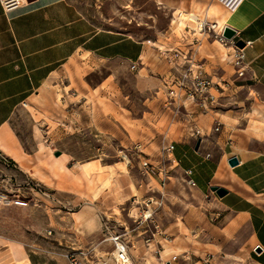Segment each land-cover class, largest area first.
Returning a JSON list of instances; mask_svg holds the SVG:
<instances>
[{"label":"rangeland","instance_id":"rangeland-1","mask_svg":"<svg viewBox=\"0 0 264 264\" xmlns=\"http://www.w3.org/2000/svg\"><path fill=\"white\" fill-rule=\"evenodd\" d=\"M68 1L95 27L131 35L151 46L162 61V66L156 70L157 86L144 77V72L140 76L136 72L137 67L131 69V65L128 67L115 61L95 67L82 56L71 61L46 87L25 102L12 119V128L26 150L30 151L41 143L40 147L43 146L52 159L59 156L69 159L68 167L76 164V170L81 169V163L84 165L95 160L100 163H96L97 167L114 166L118 173L130 180L132 198H137L140 206L129 205L122 216L119 209L114 208L110 212L113 216L109 218L103 216L96 206L99 228L89 235L90 244L83 245L74 234L84 237L86 233L82 227L70 224L69 213L74 210L65 209L59 194L37 182L31 174L13 167L8 159L0 155V264H18L13 253L23 264H70L68 252H75L83 264H114L110 257L114 245L107 239L109 233L104 231V224L111 227L110 234L126 231L124 238L132 264H167L164 261L170 259L166 256L168 253L178 255L170 262L210 264L211 255L207 246L198 253L189 251L191 245L199 248L204 242L202 238L192 236L187 223L199 218V212L205 213L206 198L193 191L179 169L174 171L170 167L167 171L163 170L166 177L160 176L159 165L168 160L167 153L161 157V150L158 151L156 144H152L153 140L147 141L146 137L153 138L155 133H163L166 124L165 118H161L162 113L169 115L171 121L176 120L163 107L166 92L163 87L182 83L187 66L183 63L189 59L199 63L200 58L216 66L215 70L206 67L205 74L215 83L213 87H221L217 105L210 110L218 113L216 117L221 118L220 121L230 122L237 131L246 128L248 119L242 114L247 111L235 102L241 93L233 92L231 97L226 96L228 100L224 102L229 103L227 106L223 102L225 96L221 95L244 84L247 76L246 68L236 64L233 57L235 48H238L235 40L221 35L223 44L230 47L227 58L223 57L220 47L214 43L219 38L215 37L217 30L211 25L217 20L213 15L206 17L211 23L204 26L205 34L197 33V15L202 20L206 11L214 8L209 7L213 0ZM214 1L223 5L221 0ZM181 11L186 19L179 14ZM179 19L182 25L178 24ZM70 101L82 104V110L76 111V119L86 124L68 127ZM226 110H231L234 119L228 118L229 114L220 116ZM144 162L152 165L148 171L142 167ZM96 169L88 172L89 177H94L100 185L111 187L115 179L113 169ZM149 198L152 201L147 203ZM16 202L25 204L18 205ZM147 206L153 207L154 219L157 220L155 224L159 228L154 237L151 235V231L155 232L153 224L149 223L147 227L137 225L131 213L133 210L139 215ZM165 227H168L167 230ZM145 230L148 231L143 232ZM147 239L151 240L147 242ZM166 241L169 243L164 246L161 261L159 243ZM149 242L153 243V248L147 245ZM107 257L109 259L105 263Z\"/></svg>","mask_w":264,"mask_h":264},{"label":"crops","instance_id":"crops-1","mask_svg":"<svg viewBox=\"0 0 264 264\" xmlns=\"http://www.w3.org/2000/svg\"><path fill=\"white\" fill-rule=\"evenodd\" d=\"M209 7L216 10L217 20H222L228 11L236 12L240 20V26L229 28L235 31V43H244V47L238 49L247 76L244 84L228 92L229 95L227 91L221 95L225 96L224 102L228 100L226 96L231 97L230 93H241L235 102L247 111L242 114L248 119L246 128L237 131L230 122L220 121L221 118L216 117L218 113L211 110L202 118L196 116L189 121L174 122L162 113L165 130L146 139L153 140L158 151L172 144L173 150L166 155L168 163L160 164L159 169L167 171L172 167L182 173L190 171L193 191L206 198L205 213L199 212V218L187 222L192 236L202 238L204 243L199 248L191 245L189 251L198 253L207 246L210 264H264V0H240L231 10L213 0ZM204 34L202 32V36ZM220 49L222 56L227 58L229 49ZM153 50L131 35L95 27L68 0H23L22 5L12 11H5L0 3V155L13 167L31 174L37 182L59 194L65 209L74 210L69 213L70 224L82 227L86 233L84 237L74 234L83 245L90 244L89 235L99 228L97 208L109 218L114 208L120 211L130 202L133 196L130 180L119 174L114 166L97 167L98 160L84 163L88 166L87 172L74 169L76 164L68 167L69 159L61 156L52 159L44 147H40L41 143L26 150L12 128V119L33 94L46 87L71 61L82 56L95 67L113 61L128 67L134 63L136 72L140 76L144 72V77L157 86L156 70L162 66V61ZM198 62L204 72L206 67L216 69L201 58ZM228 104L224 102L225 106ZM82 108V104L70 101L68 127L86 124L76 119V111ZM227 114L234 119L231 110L220 116ZM215 121L221 123L216 132L212 129ZM194 127L201 130V137H190ZM198 139L200 144L195 150ZM233 157L238 164L231 167L228 160ZM93 168H112L115 172L112 186L106 187L94 177L91 179L88 172ZM211 187L223 188L227 193L218 197ZM119 201L118 206L106 208ZM122 214L120 212V216ZM182 247L178 248L182 250ZM166 256L171 261L178 255L168 253Z\"/></svg>","mask_w":264,"mask_h":264},{"label":"built area","instance_id":"built-area-1","mask_svg":"<svg viewBox=\"0 0 264 264\" xmlns=\"http://www.w3.org/2000/svg\"><path fill=\"white\" fill-rule=\"evenodd\" d=\"M240 1V0H239ZM23 0H0V3L2 4L5 11H12L22 5ZM207 23H204V26H206ZM212 28H215V24H212ZM216 38H219V40L223 43V37H221V33L214 34ZM236 51H234L233 57L236 58V64H241L242 68H245V66L242 63V53L239 51L238 48H235ZM183 64H187L186 66V72L184 74V80L183 82H179L177 85H174L173 87H163L166 92L165 98H164V105L163 107L170 111L174 117H176V120L179 121H189L192 118L196 116H200L205 112L210 111L211 108H215V104L217 103V98L219 89L221 87H213L215 83L207 77L205 72L200 68L199 64L195 62L194 59H189ZM181 67V65H179ZM136 65L134 63L131 64V69H135ZM240 72V71H239ZM238 72V73H239ZM187 81L189 85H186ZM168 85V81L166 83V86ZM201 114H200V112ZM221 126V123L218 121L214 122L213 131H218L219 127ZM202 136V132L197 127L192 128L190 137L193 139H196L198 137ZM173 150V145L168 144L167 146L163 147L160 152V156L164 157L165 153H169ZM152 165L148 163H143L142 167L148 171L149 168ZM160 176L166 177V174L163 170H159ZM191 174L190 171H186L184 173L186 177V181L189 185H194L193 180L189 177ZM152 201V198L148 199L147 203H150ZM25 204V203H23ZM132 216L134 217V222L137 225H145L146 227L149 226V223L153 224V227L155 229V232L151 231V235L154 237V234L158 233V226L156 220L154 219V211L153 207H146L139 215L134 214L133 210L131 211ZM136 227V226H135ZM137 228V227H136ZM111 227L108 228L106 224H104V231L106 233H109V239L113 245L114 249L111 252L110 256L113 260L114 264H121L122 262H125V258L122 257L123 253H127L128 256V246L127 241L124 238L126 235V231H124L123 234H117L112 233L109 231ZM148 230H145L143 232H147ZM151 239H147L146 241H150ZM120 252L118 259L113 257V252ZM125 250V251H124ZM67 258L70 261V264H83V261H80V258H78L77 254L75 252H68ZM177 259V258H176ZM172 259V261L176 260ZM121 262V263H120ZM170 262H168L169 264Z\"/></svg>","mask_w":264,"mask_h":264},{"label":"bare ground","instance_id":"bare-ground-1","mask_svg":"<svg viewBox=\"0 0 264 264\" xmlns=\"http://www.w3.org/2000/svg\"><path fill=\"white\" fill-rule=\"evenodd\" d=\"M238 0H221L220 2L223 4V5H225V7H228V9L229 8H232L233 7V5L237 2ZM216 13V10L213 8V9H210V10H208V11H206V16H208V15H213L214 16V14ZM179 14L181 15V16H185V19H186V15L184 14L183 15V11H181V12H179ZM180 16V17H181ZM198 16V18H199V22L196 24V27H197V33H205V30H204V23H209V22H207V21H205L204 19H200V17H199V15H197ZM222 20H220V19H218L217 21H216V23H214L215 24V28H216V30H217V34H220L223 30H224V28L225 27H233V26H238L239 25V23H238V21H240L239 20V17L237 16V14H236V12H231V11H228V12H226L223 16H222ZM182 20L181 19H179V21H178V24L179 25H182ZM240 24H242V23H240ZM212 25V24H211ZM240 26V25H239ZM215 41H217V43H218V45L223 49V50H225L226 51V49L228 48V49H230V47H227V46H225V44H223L220 40H215ZM259 133V132H258ZM81 167V169L82 170H84L85 172H87L88 171V166L87 165H83V166H80ZM191 187H194V186H192L191 185ZM16 204H18V205H24L22 202H16ZM129 205H131V206H134V207H136V208H138L139 206H140V202L138 201V199L137 198H132L131 200H130V202L125 206V207H123V209H121L120 210V212H122L123 213V211L125 210V209H127L128 208V206ZM106 218H108L107 216H105ZM166 243V244H165ZM169 242H161V243H159L160 245H159V247H160V250H159V252H160V260L162 261V256L161 255H163L162 253H163V250H164V245H167ZM148 246H152V248L154 247V245H153V243L152 242H149L148 244H147ZM169 247V246H168ZM16 250V249H15ZM170 250V249H169ZM125 251V250H124ZM8 253V252H7ZM9 254V253H8ZM7 254V255H8ZM14 254V258H15V262H17V263H20L21 262V260H18V258L16 257V255H15V253H13ZM102 254V253H101ZM119 254H120V252H118V250H116V252H113V257L114 258H117L118 259V257H119ZM21 255V254H20ZM106 255V254H105ZM111 257V256H110ZM122 257L123 258H125L124 260H125V262L123 263H121V264H132V261H131V259L129 258V256H127V253H123L122 254ZM104 258H105V256H104ZM108 259H109V257H107L106 258V261H105V263L108 261ZM1 260V259H0ZM113 261V260H112ZM168 262H170L169 260H165L164 261V263H167L168 264ZM114 263V262H113Z\"/></svg>","mask_w":264,"mask_h":264},{"label":"water","instance_id":"water-1","mask_svg":"<svg viewBox=\"0 0 264 264\" xmlns=\"http://www.w3.org/2000/svg\"><path fill=\"white\" fill-rule=\"evenodd\" d=\"M222 36L228 40H231L234 36H235V31L229 27H226L222 33ZM235 46L238 47V48H243L244 47V43L242 41H237L235 43ZM199 144H200V140L198 139L196 144H195V147L194 149L197 150L198 147H199ZM58 155V153L56 154V156ZM228 164L231 166V167H234L238 164V160L237 158H231L228 160ZM211 191L212 192H215L216 195L218 197H223L227 191L224 190L223 188H219V187H211ZM257 252H259V249L257 250Z\"/></svg>","mask_w":264,"mask_h":264}]
</instances>
